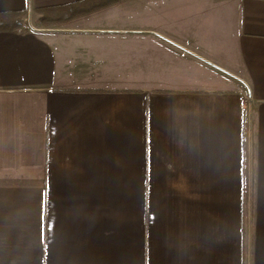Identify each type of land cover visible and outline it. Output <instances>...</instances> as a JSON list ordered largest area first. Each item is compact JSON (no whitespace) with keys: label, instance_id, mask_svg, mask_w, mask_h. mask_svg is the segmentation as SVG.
Masks as SVG:
<instances>
[{"label":"crops","instance_id":"1","mask_svg":"<svg viewBox=\"0 0 264 264\" xmlns=\"http://www.w3.org/2000/svg\"><path fill=\"white\" fill-rule=\"evenodd\" d=\"M2 12L0 264H264V0Z\"/></svg>","mask_w":264,"mask_h":264},{"label":"trees","instance_id":"2","mask_svg":"<svg viewBox=\"0 0 264 264\" xmlns=\"http://www.w3.org/2000/svg\"><path fill=\"white\" fill-rule=\"evenodd\" d=\"M81 4L82 3H75V4L66 5L64 7L43 9L44 12L43 20L54 21L55 19L57 20V15L62 16L63 12H66V14L68 13L71 14L72 12L79 11V9L81 8L80 7ZM23 18H24L23 12H2L0 13V29L1 28L12 29V28L21 27L24 22Z\"/></svg>","mask_w":264,"mask_h":264}]
</instances>
